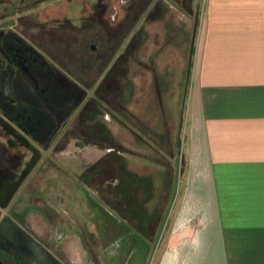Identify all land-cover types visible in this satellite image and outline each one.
Here are the masks:
<instances>
[{
	"label": "crops",
	"instance_id": "1",
	"mask_svg": "<svg viewBox=\"0 0 264 264\" xmlns=\"http://www.w3.org/2000/svg\"><path fill=\"white\" fill-rule=\"evenodd\" d=\"M186 31L156 41L169 44L176 37V60H190L192 37L187 41ZM157 56L170 60L165 53ZM191 60L178 192L152 264H264V0H205ZM119 152L114 176L105 174L108 179L99 185L112 178L108 187L118 186L125 175L122 161L150 178L140 191L146 224L169 204L170 172L151 159L158 166L154 172L128 168ZM83 191L108 219L107 224L88 217L89 250L91 224L98 225L100 241L119 247L152 234V228L139 232L119 214L117 195L111 205L96 203L89 190Z\"/></svg>",
	"mask_w": 264,
	"mask_h": 264
},
{
	"label": "rangeland",
	"instance_id": "2",
	"mask_svg": "<svg viewBox=\"0 0 264 264\" xmlns=\"http://www.w3.org/2000/svg\"><path fill=\"white\" fill-rule=\"evenodd\" d=\"M110 1L112 6L118 7V17H122L123 2ZM159 2L164 5L157 7L150 17ZM85 3L87 0H48L38 7V14L43 19L63 21L78 16ZM204 5L205 0H154L138 22V41L130 42V35L127 36L119 56L109 64L103 79L89 91L90 99L64 125L56 140L39 150L40 159L32 168H27L32 151L16 141L11 144L12 138L0 127V152L5 150L8 156L7 167L16 168L21 174L26 171L10 204L11 210L17 211L35 234L60 250L71 264H146L159 227L149 238L144 237L145 240L130 248V239L119 241L121 247L114 246V242L100 241L98 225L91 224L90 234H94L95 239L90 241V250L86 247L88 217L107 224L108 219L83 188L89 190L94 202L107 200L113 205V185L108 187L113 179L106 181V186L99 185L97 170H106L108 175L114 176L118 151L128 168L145 173L154 172L158 167L150 159L163 154L172 164L170 176L174 181L176 140L188 90L189 62L176 60V33L186 27L190 42L195 13L200 10L201 15ZM114 11L109 12V18L114 16ZM172 33L177 38L171 36L169 44H165V40L156 41L162 34L166 38ZM164 53L170 60H157V55ZM156 133L161 138H157ZM163 140L169 144L167 148ZM17 154L21 155L19 165L16 164ZM120 253L125 256L117 261Z\"/></svg>",
	"mask_w": 264,
	"mask_h": 264
},
{
	"label": "flooded vegetation",
	"instance_id": "3",
	"mask_svg": "<svg viewBox=\"0 0 264 264\" xmlns=\"http://www.w3.org/2000/svg\"><path fill=\"white\" fill-rule=\"evenodd\" d=\"M46 1L0 0V127L12 138L11 144L16 141L32 151L28 169L39 161V150L52 144L90 99L89 91L119 56L127 36L130 42L138 41V22L154 0H121L122 17L110 0H87L78 16L63 21L39 16L38 7ZM163 5L156 4L149 16ZM4 152H0V264H71L11 210L26 171L7 167ZM16 157L19 165L21 155ZM7 217L33 241L16 232Z\"/></svg>",
	"mask_w": 264,
	"mask_h": 264
},
{
	"label": "trees",
	"instance_id": "4",
	"mask_svg": "<svg viewBox=\"0 0 264 264\" xmlns=\"http://www.w3.org/2000/svg\"><path fill=\"white\" fill-rule=\"evenodd\" d=\"M149 0L147 3H150ZM146 4V2H145ZM142 13V10L138 12V18H140ZM156 137L161 138L160 134L156 133ZM163 143L166 142V140L162 141ZM159 144V143H158ZM165 146L167 148V146H169V144L166 142ZM165 146H161L163 148H165ZM169 153V155H172L171 149H166ZM161 154V153H160ZM151 160H153L154 162H157L161 165H164L165 167L168 168L169 172L171 170V162H169V160H166L162 154V156H160V158L158 157L157 159L155 158H151ZM182 163V162H181ZM182 165V164H181ZM122 172L125 173V175H123L120 178V182L118 184L117 187H112L113 191H115V195H117L118 197V204L119 206V211L121 213V215L128 220L133 227H135L139 232H144L145 228L146 229H153V230H157V227L160 226L161 219L163 216V212L158 213V210H156L154 212V214L150 215L149 217H147V222L146 224H144L145 222V208H144V204L140 202V191L142 189V187H145L147 185H149V181L150 178H146V177H142L139 176L138 174L130 171L127 169L126 165L122 162ZM106 172V173H105ZM97 174H98V178L99 180L103 183L105 180L108 179V176L105 174H107V171L103 170V169H98L97 170ZM94 178H97L94 177ZM147 184V185H146ZM173 186H174V181L171 180V176L169 174L168 176V189H169V194L171 195L172 190H173ZM112 202V201H111ZM113 203V202H112ZM140 240H132L131 241V246L134 247L136 245V243H138Z\"/></svg>",
	"mask_w": 264,
	"mask_h": 264
},
{
	"label": "water",
	"instance_id": "5",
	"mask_svg": "<svg viewBox=\"0 0 264 264\" xmlns=\"http://www.w3.org/2000/svg\"><path fill=\"white\" fill-rule=\"evenodd\" d=\"M199 21H200V10H197L195 13V22H194V28H193V33H192V39H191V46H190V60L188 62V78L186 85L189 83V75H190V70H191V64H192V57H193V52H194V47H195V42H196V36H197V31H198V26H199ZM183 115L180 117L179 121V127H178V133H177V140H176V153H177V162H176V170H175V181H174V188L172 192V196L170 198L169 204L166 208V211L163 215L162 221L160 223L156 238L154 240L153 246L150 250L149 256L147 258L146 264H152L153 258L155 256L156 250L158 248V245L160 243L161 237L164 233L165 227L167 225L169 216L171 214L173 205L175 203V199L177 196L178 192V186H179V179H180V172H181V162H182V129H183ZM5 220H9V224L14 226L16 228V232H19L21 234H24L25 236L29 237L22 229H20L9 217L5 218ZM5 222V221H3ZM3 225H1L0 229L2 228ZM4 228V227H3ZM11 234L15 232L14 230L10 231ZM31 240L32 238L29 237ZM33 241V240H32Z\"/></svg>",
	"mask_w": 264,
	"mask_h": 264
}]
</instances>
